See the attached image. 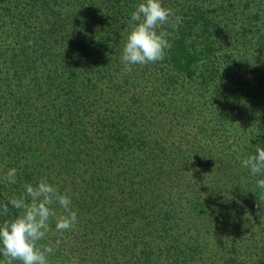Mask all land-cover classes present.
Returning <instances> with one entry per match:
<instances>
[{"label":"trees","instance_id":"obj_1","mask_svg":"<svg viewBox=\"0 0 264 264\" xmlns=\"http://www.w3.org/2000/svg\"><path fill=\"white\" fill-rule=\"evenodd\" d=\"M140 2L0 0V204L41 178L70 190L78 222L64 233L52 222L49 264H264L234 212L248 191L221 202L229 183L214 170H236L201 128L208 112L226 120L225 98L254 97V121L236 114L240 133L264 146V0H163L181 18L165 26L171 49L124 72ZM11 168L14 185L3 180ZM245 177L244 187L264 178Z\"/></svg>","mask_w":264,"mask_h":264},{"label":"clouds","instance_id":"obj_2","mask_svg":"<svg viewBox=\"0 0 264 264\" xmlns=\"http://www.w3.org/2000/svg\"><path fill=\"white\" fill-rule=\"evenodd\" d=\"M180 23L181 18L165 7L163 0H142L131 13L120 56L123 71H132L134 65L163 61L166 50L172 47L171 33L165 26L177 29ZM241 164L252 176L264 177V146L257 144L255 154L244 158ZM3 180L9 185L16 184L17 169H8ZM256 187L264 190V178L256 180ZM69 192L62 193L47 178H41L36 184L25 182L21 194L12 195L0 204V214L7 216L10 210L14 213L11 219L0 222V255L3 257L0 264H49L55 248L45 241L52 231V222L57 233L71 231L78 222ZM259 202L262 203L260 199ZM60 243L57 239L55 246Z\"/></svg>","mask_w":264,"mask_h":264},{"label":"rangeland","instance_id":"obj_3","mask_svg":"<svg viewBox=\"0 0 264 264\" xmlns=\"http://www.w3.org/2000/svg\"><path fill=\"white\" fill-rule=\"evenodd\" d=\"M241 92V91H240ZM244 92V90L242 91ZM241 92V93H242ZM239 99H234L233 100H228L227 98H225L224 100V107L226 108V120H220V119H216L214 118V116L211 114H209L210 112L207 113L206 115V121H208V117H211L213 120L212 122H210L209 127H204L205 125H202V130L204 128H212L213 130L211 131H215L212 134V150L214 153H216L217 155V159L218 163L223 162V163H228L230 162L232 165H234L236 173L235 175L237 176H233L232 179H226L225 174L226 172H220L217 173L216 170H214V181H218V179H222L221 183H225L228 182V186H226V188H223L220 192L219 198L221 200V202H223L224 200L230 199V194H233V192H231L234 189H237V187H241L238 189H242V194H247V199L250 202H245L243 205L242 203H238V210H235L234 212L236 213V215H238L239 217H243V221L242 223L245 225L244 229H246V234L247 236H249V231L251 229V231L254 230V237H252L251 241L249 244H251V246L253 247V245L255 244V239L257 241H259L261 243V247L257 250H255L256 253H260V254H264V190L262 191H257V187L256 184L254 185H250L249 186H243L246 183H248V179L247 181L246 179V175L249 172L248 169L242 167L241 161L246 158L247 156L253 155L255 154V144L254 142L250 140V138L248 137L249 133H245L242 135V133H240V128H241V124L243 125V121H242V117L237 115L236 112L237 110H242V113H245L247 111V113H245V116L247 117L246 119L248 121H254L256 117H258L256 114L252 115L254 112L253 110L255 109V105L252 103L254 100V97H245L243 96H237ZM231 98V97H230ZM221 105V104H220ZM217 106V104H216ZM253 108V110H251ZM245 110V112H244ZM261 110H264L261 108ZM241 112V111H240ZM202 119V118H200ZM203 120V119H202ZM201 120V123H202ZM262 120V119H261ZM204 121V120H203ZM250 123V122H249ZM251 124V123H250ZM262 122L260 123H254L253 128L251 129L252 132H256V131H260L262 129L261 127ZM257 125H259V127H257ZM228 157V158H226ZM190 173V171H189ZM199 175L201 174L200 172H198ZM197 174V172H194L192 175V178L196 179L198 177H196L195 175ZM225 178V179H224ZM199 180V179H198ZM206 181H208L210 183V181L213 182L212 179H206ZM254 181V180H251ZM201 185V183H200ZM209 184H206V186ZM212 185V183H211ZM254 187V189H253ZM231 192V193H229ZM236 192V191H234ZM178 195H183L182 192H177ZM259 199L261 200L262 203L259 202ZM259 204V206H258ZM224 211V210H223ZM197 219V218H196ZM195 219V222H196ZM187 221V220H185ZM190 224L185 223L184 226L182 227V232L185 236L190 237V234L192 233L190 231L191 227ZM256 231V232H255ZM212 234L208 235L206 234L204 240L205 241H209L210 245L214 244V242H218L213 240V237L211 236ZM246 236V237H247ZM248 239V237H247ZM246 240V239H245ZM221 241V240H220ZM255 241V242H254ZM247 243V242H246ZM169 245V244H168ZM210 252L211 247H210ZM210 255V254H208Z\"/></svg>","mask_w":264,"mask_h":264}]
</instances>
